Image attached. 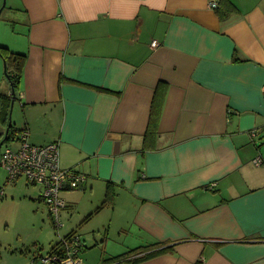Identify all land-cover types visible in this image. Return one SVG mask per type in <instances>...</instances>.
I'll list each match as a JSON object with an SVG mask.
<instances>
[{
	"label": "crops",
	"instance_id": "1",
	"mask_svg": "<svg viewBox=\"0 0 264 264\" xmlns=\"http://www.w3.org/2000/svg\"><path fill=\"white\" fill-rule=\"evenodd\" d=\"M228 1L235 12L226 0H0V46L26 55L12 138L57 143L60 167L85 176L61 193L62 214L84 199L97 210L111 184L113 203L93 211L121 246L109 257L170 248L114 264H264V0ZM0 95H12L1 57Z\"/></svg>",
	"mask_w": 264,
	"mask_h": 264
},
{
	"label": "rangeland",
	"instance_id": "2",
	"mask_svg": "<svg viewBox=\"0 0 264 264\" xmlns=\"http://www.w3.org/2000/svg\"><path fill=\"white\" fill-rule=\"evenodd\" d=\"M18 116L17 110L14 112L12 108L11 137ZM2 136L0 143L5 134ZM5 145L8 144L3 143L0 151ZM7 177L6 169L0 165V264H42L40 258L49 255L52 246L72 229L80 238L82 264H100L102 259L121 249L115 237L106 236L104 240L108 224L106 210L95 214L97 207L94 209L84 199L74 210L61 213L62 227L57 229L46 205L36 200L42 188L27 184L23 179L9 182ZM90 212L95 215L86 220Z\"/></svg>",
	"mask_w": 264,
	"mask_h": 264
},
{
	"label": "built area",
	"instance_id": "3",
	"mask_svg": "<svg viewBox=\"0 0 264 264\" xmlns=\"http://www.w3.org/2000/svg\"><path fill=\"white\" fill-rule=\"evenodd\" d=\"M211 7L215 8L216 3H211ZM151 46L157 47V41H153ZM16 134L14 138L6 136L4 143L8 145L0 151V165L6 169L9 182L15 183L23 179L27 184L42 188L41 201L46 205L54 227L59 229L62 227L61 213L66 207L61 193L66 189L79 188L84 183L85 176L74 169L60 167L57 143L43 146L30 144L28 132L24 128ZM254 163L260 164L261 159L256 158ZM61 243L63 252L60 255L41 257V263L81 264L79 237L73 235Z\"/></svg>",
	"mask_w": 264,
	"mask_h": 264
},
{
	"label": "trees",
	"instance_id": "4",
	"mask_svg": "<svg viewBox=\"0 0 264 264\" xmlns=\"http://www.w3.org/2000/svg\"><path fill=\"white\" fill-rule=\"evenodd\" d=\"M228 5L230 6V10L232 12H235V7L233 6V4L226 0ZM221 14V12H219ZM228 16V15H226ZM227 18V17H226ZM0 57L2 58L3 62H4V66H5V76L8 80V82L10 83L11 89L13 90L14 94L10 96H1L0 95V115L1 118H3L4 120L6 119V117H9V113L11 110V100L13 99L12 97H15V93L16 90L19 86L20 83V78H21V72L26 60V55L24 53H20V52H16L13 51L11 49H9L8 47L5 46H0ZM159 115V110L155 109V116L153 114V116L151 117V120L153 118V120L150 122L149 127L147 129V133H146V138H145V148L149 147L148 146V139H153V137L156 136V121ZM18 131V130H17ZM12 132V124L9 127L8 132H6V136L9 134H11ZM115 198V192L114 189L112 187L111 184H107V188H106V192H105V198L101 204V206L97 209L99 210L100 208H102L103 206L106 205H111L113 203V200ZM96 210V211H97ZM91 215H88L87 219L90 217ZM86 219V220H87ZM73 233H69L68 235H66L65 237L61 238L54 246H52L51 251L49 252V254H58L60 255V253L63 252L62 250V241L64 239H67L71 236H73ZM63 239V240H62ZM160 246H162L160 243H155L149 246H145V247H141V248H137V249H132L128 252H125L124 254H121L119 256H114V257H109L103 260L104 264H114L117 262H120L122 260H124L125 258H127L130 255H133L135 253H141L143 255H140L137 258H134L132 261L133 263H137L140 261H144L147 260L149 258H153L157 255L163 254L165 252L170 251V248H160ZM81 247L80 246V251H81ZM34 261H37V258H34ZM55 264V263H53Z\"/></svg>",
	"mask_w": 264,
	"mask_h": 264
},
{
	"label": "water",
	"instance_id": "5",
	"mask_svg": "<svg viewBox=\"0 0 264 264\" xmlns=\"http://www.w3.org/2000/svg\"><path fill=\"white\" fill-rule=\"evenodd\" d=\"M13 94H14V92H13V90H12V95H13ZM13 102H14V97H13V100H12V102H11V110H12V107H13ZM11 110H10V111H11ZM10 116H11V112H10ZM10 116H9L10 121H9V123H8V127H7L6 132H8L9 127H10V125H11V118H10ZM5 139H6V135H5L4 139H3V141L0 143V147L3 145Z\"/></svg>",
	"mask_w": 264,
	"mask_h": 264
}]
</instances>
